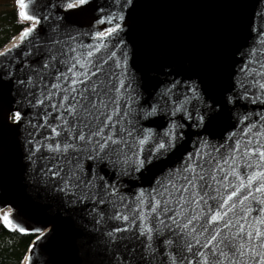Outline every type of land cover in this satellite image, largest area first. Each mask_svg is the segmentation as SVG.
I'll use <instances>...</instances> for the list:
<instances>
[{"label":"water","instance_id":"1","mask_svg":"<svg viewBox=\"0 0 264 264\" xmlns=\"http://www.w3.org/2000/svg\"><path fill=\"white\" fill-rule=\"evenodd\" d=\"M0 223L22 264H264V0H14Z\"/></svg>","mask_w":264,"mask_h":264},{"label":"trees","instance_id":"2","mask_svg":"<svg viewBox=\"0 0 264 264\" xmlns=\"http://www.w3.org/2000/svg\"><path fill=\"white\" fill-rule=\"evenodd\" d=\"M27 25L19 18L13 3L0 4V50ZM32 238L8 231L0 223V264H22Z\"/></svg>","mask_w":264,"mask_h":264},{"label":"rangeland","instance_id":"3","mask_svg":"<svg viewBox=\"0 0 264 264\" xmlns=\"http://www.w3.org/2000/svg\"><path fill=\"white\" fill-rule=\"evenodd\" d=\"M6 2H9V3H13L14 4V0H0V4L6 3Z\"/></svg>","mask_w":264,"mask_h":264}]
</instances>
